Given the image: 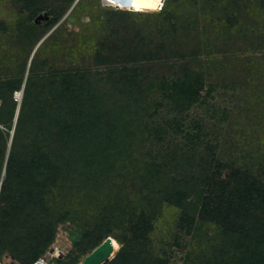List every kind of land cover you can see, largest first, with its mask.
I'll return each mask as SVG.
<instances>
[{"label": "trees", "instance_id": "1", "mask_svg": "<svg viewBox=\"0 0 264 264\" xmlns=\"http://www.w3.org/2000/svg\"><path fill=\"white\" fill-rule=\"evenodd\" d=\"M11 1L18 7L14 22L19 32L16 50L0 52V264L7 257L23 256L22 264L39 257L47 264H78L113 231L121 246L105 264H169L166 256L152 252L149 243L164 202L181 211L180 220L188 229L201 219L217 223L228 238V255L211 264H264V218L257 217L264 206V188L236 185L214 206L196 203L205 189L193 183L191 175L183 176L191 156L185 154L180 161L177 155L170 156L171 161L161 164L133 157L134 140L146 138L142 131L149 129L156 137L165 132L153 122L161 101H149L153 84H140L142 70L135 59L131 67L113 64L101 43L94 46L92 57L95 64L107 66L103 72L93 74L68 55L57 62L42 59L35 54L43 28L78 0ZM56 1L64 5L60 12ZM103 7L106 19L111 13L147 12ZM43 11L52 20L35 23ZM169 11L165 0L157 12L168 17ZM7 30L0 19V36ZM26 46L31 50L24 56L20 49ZM120 55L119 60H130ZM101 77L109 83L104 89L95 83ZM203 88V78L189 72L160 85L161 95L178 112L195 103ZM21 89L18 101L14 95ZM195 129L185 134L191 143L198 138L200 125ZM241 217L250 219L246 226L239 222ZM65 223L70 225L66 227L70 250L46 258L57 227Z\"/></svg>", "mask_w": 264, "mask_h": 264}, {"label": "rangeland", "instance_id": "2", "mask_svg": "<svg viewBox=\"0 0 264 264\" xmlns=\"http://www.w3.org/2000/svg\"><path fill=\"white\" fill-rule=\"evenodd\" d=\"M168 3V17L146 8L144 13H111L106 19L108 11L100 0H78L43 28L45 34L38 42L39 47L34 48L38 51L35 55L55 62L68 55L93 74L107 67L93 60L94 46L99 43L114 58L113 64L131 67L134 58L142 70L140 84H153L149 101H161L156 104L153 122L165 128V132L156 137L149 134V129L142 131L146 138L134 140L130 150L133 157L161 164L171 161L170 156L177 155L179 161L185 154L191 156V165L183 176L191 175L192 182L205 189L200 199L190 195L194 201L197 199L196 203L209 202L214 206L221 194L229 197V191L236 185L242 189L264 188V0H168ZM63 6L59 1L57 11ZM17 11L13 1L0 0V19L8 29L0 36V52L10 54L16 50ZM20 50L25 56V50L31 49L26 46ZM119 53L130 60H119ZM187 72L192 77L201 76L204 88L195 103L178 112L161 95L160 85L166 86ZM99 80L96 78V86L99 84L103 89L109 86L106 79ZM150 106L152 111L154 106ZM197 124L198 138L191 143L185 134H193ZM245 181L250 184L241 186ZM261 208L258 218H264V206ZM159 210L149 235L154 254H163L169 264H211L215 258L227 257L228 238L216 222L201 219L198 226L188 229L187 223L180 220L181 211L177 207L164 202ZM247 219L250 221L241 217L239 222L246 226ZM67 226L70 225L65 223L57 227L46 258L56 256L51 255L55 245H59L58 255L70 250L72 242ZM110 235L117 252L120 238L114 231ZM24 258L7 257L5 264H22Z\"/></svg>", "mask_w": 264, "mask_h": 264}, {"label": "water", "instance_id": "3", "mask_svg": "<svg viewBox=\"0 0 264 264\" xmlns=\"http://www.w3.org/2000/svg\"><path fill=\"white\" fill-rule=\"evenodd\" d=\"M52 20V17L47 12H42L34 18V22L37 24L48 23ZM22 89L17 93V100L20 101L19 95H21ZM13 130L11 132L12 136ZM10 146V143L9 145ZM1 184V182H0ZM114 245L111 235L106 237L98 246H96L89 254H87L83 260L78 264H105L107 260L111 259L115 255Z\"/></svg>", "mask_w": 264, "mask_h": 264}, {"label": "built area", "instance_id": "4", "mask_svg": "<svg viewBox=\"0 0 264 264\" xmlns=\"http://www.w3.org/2000/svg\"><path fill=\"white\" fill-rule=\"evenodd\" d=\"M133 0H100V4L105 7H110L119 10L137 11L132 7ZM147 10L142 8L139 11ZM59 245H55L51 250V255L60 254ZM32 264H47V260L43 257H39Z\"/></svg>", "mask_w": 264, "mask_h": 264}, {"label": "clouds", "instance_id": "5", "mask_svg": "<svg viewBox=\"0 0 264 264\" xmlns=\"http://www.w3.org/2000/svg\"><path fill=\"white\" fill-rule=\"evenodd\" d=\"M164 4H165V0H159L158 6L153 2V0H146V2L141 3L138 7H135V9L139 11L142 8H148V9H152L155 11H162Z\"/></svg>", "mask_w": 264, "mask_h": 264}, {"label": "snow or ice", "instance_id": "6", "mask_svg": "<svg viewBox=\"0 0 264 264\" xmlns=\"http://www.w3.org/2000/svg\"><path fill=\"white\" fill-rule=\"evenodd\" d=\"M153 2L158 6L159 0H153ZM141 4V0H133L132 7H138Z\"/></svg>", "mask_w": 264, "mask_h": 264}]
</instances>
